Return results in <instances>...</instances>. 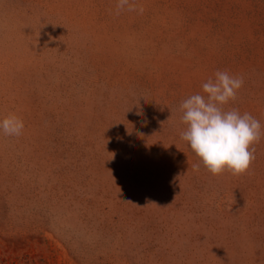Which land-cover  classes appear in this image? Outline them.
<instances>
[{
  "label": "rangeland",
  "instance_id": "1",
  "mask_svg": "<svg viewBox=\"0 0 264 264\" xmlns=\"http://www.w3.org/2000/svg\"><path fill=\"white\" fill-rule=\"evenodd\" d=\"M117 2L0 0V264H264V135L212 175L179 109L227 71L264 132V0Z\"/></svg>",
  "mask_w": 264,
  "mask_h": 264
},
{
  "label": "clouds",
  "instance_id": "2",
  "mask_svg": "<svg viewBox=\"0 0 264 264\" xmlns=\"http://www.w3.org/2000/svg\"><path fill=\"white\" fill-rule=\"evenodd\" d=\"M125 8L137 11V6L129 0H118L115 14L119 15ZM138 10L141 14L144 11L142 6ZM243 83L242 76L218 70L214 78L202 84L204 94H193L179 106L181 123L186 126L180 138L212 175L225 170L232 175L245 173L255 160L252 146L264 135L260 121L250 113L224 108L236 100ZM24 127L23 119L15 113L0 119V134L4 136L19 137ZM200 163L192 165L193 169L198 171Z\"/></svg>",
  "mask_w": 264,
  "mask_h": 264
}]
</instances>
